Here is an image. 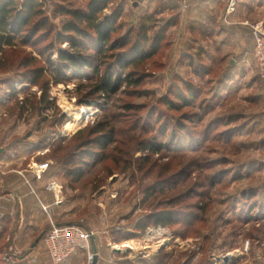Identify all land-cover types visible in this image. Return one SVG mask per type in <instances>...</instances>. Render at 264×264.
Returning <instances> with one entry per match:
<instances>
[{
    "label": "rangeland",
    "instance_id": "1",
    "mask_svg": "<svg viewBox=\"0 0 264 264\" xmlns=\"http://www.w3.org/2000/svg\"><path fill=\"white\" fill-rule=\"evenodd\" d=\"M38 1L42 15L16 37L13 47L0 48V150L9 153L7 167L41 179L39 166L49 164L55 179L45 189L50 184L59 188V202L53 197L55 204L67 206L65 225L93 235L92 253L112 247L115 251L125 244L136 248L134 254L116 252L120 264H264V82L258 71L250 90H232L220 105L216 90L221 87L213 85L224 68L215 61L197 62L209 72L198 79L180 55L181 45L172 44L166 33L156 54L123 72V79H139L138 86L124 85L115 94L101 96L90 69H83L81 76L61 75L57 61L59 51L70 50L68 36L57 35L71 17L59 10L85 12L89 0ZM120 7L116 0L104 14L110 16ZM153 7L130 5L122 11L123 28L112 36L110 46L128 35L125 48L100 56L93 38L76 40L84 55L101 66L102 76L109 70L121 74L118 56L129 53L142 23L150 28L149 39L143 42L146 52L157 33L169 26L174 14L161 16ZM43 17L54 30H42L27 42ZM254 20L264 21V9L257 10ZM256 26L264 31L262 23L251 29ZM38 69L44 73L34 86L30 80ZM184 81L200 89L187 107L176 98L178 91L184 92ZM46 85L50 104L40 102ZM172 102L176 110L169 105ZM207 105L212 109L204 122L190 123ZM71 108L77 115L78 110L85 113L74 120ZM215 119L229 122L205 139L203 131ZM69 123L75 126L72 131H66ZM99 128L105 131L94 134ZM227 132L233 133L229 139ZM220 134L224 137L216 139ZM105 137L111 139L105 148L94 144ZM86 141L92 144L83 147ZM149 145L155 151L146 150ZM84 151L93 153L91 160L81 154ZM77 169H84L79 181L73 174ZM166 211L176 213L174 222L155 225L152 217ZM51 226L35 247L48 261L41 238ZM84 255L83 264H92ZM6 261L7 255L0 256V263Z\"/></svg>",
    "mask_w": 264,
    "mask_h": 264
},
{
    "label": "crops",
    "instance_id": "2",
    "mask_svg": "<svg viewBox=\"0 0 264 264\" xmlns=\"http://www.w3.org/2000/svg\"><path fill=\"white\" fill-rule=\"evenodd\" d=\"M261 1L189 0L187 10L182 11L178 0H119L124 12L130 5L138 9L148 3L161 16L174 14L167 34L172 44L181 45L180 55L187 67L191 62L215 61L224 68L222 77L213 85L221 87L216 90L217 98H222L220 105L226 103V96L248 91L254 85L257 68L251 25L262 23L264 27V21L254 20L257 10L264 9V0ZM8 154L0 158V242L4 246L2 255H7L5 264H53L34 248L51 224L69 222L67 206L63 202L55 204L53 194L45 189L55 179L53 171L48 170L41 179L26 175L27 170L22 171L24 174L20 170L14 173L5 163ZM97 254V264L121 262L113 247L99 249ZM84 258V253H77L67 264H83Z\"/></svg>",
    "mask_w": 264,
    "mask_h": 264
},
{
    "label": "trees",
    "instance_id": "3",
    "mask_svg": "<svg viewBox=\"0 0 264 264\" xmlns=\"http://www.w3.org/2000/svg\"><path fill=\"white\" fill-rule=\"evenodd\" d=\"M116 0H89L86 11H70L65 9H60L59 13L62 15L70 16L71 19L62 27V31L58 33V39L64 36H68V42L70 43V50H61L58 52V63L61 66L59 74L63 75L64 72H72L74 75L81 76L83 74V69H90L92 73L96 76L97 80L95 83L96 94H101V96H110L117 93L124 85L127 86H138L139 79L133 82V76L123 79V72L133 63H140L154 54H156L160 47L162 46L163 39L168 31V26L166 29L161 30L157 33L154 39L151 49L146 52L144 49L143 42L149 39V29L145 23H142L139 27L138 38L136 43L133 45L129 53L119 55L116 62V66L120 69L121 74L115 75L113 70H109L105 75H101V66L95 65L90 59L91 57L84 55L83 51L80 50V42L76 40H86L87 38H93V43L96 46V53L100 56L104 55L107 51L118 50L125 48L130 43V37L127 35L121 41L111 44V38L117 31L123 28V23L120 22L122 15V8L115 10L112 15L106 16L104 14L105 10L115 2ZM42 15V10L40 9V3L38 0H24L22 3H17L14 0H3L0 1V48H11L14 46V40L17 36H23L26 28L31 24V22ZM49 30V32L54 30V26L49 21L48 17H43L35 28H33L31 34L26 38L27 42H31L32 38L42 30ZM130 32V31H129ZM89 47H84L87 49ZM93 60V59H92ZM54 65L55 63L50 62ZM190 67L194 68V73L197 75L198 79H201L206 74L204 65H199L195 62H191ZM62 72V73H61ZM44 70L38 69L32 73L34 76L30 83L34 86H38L39 81L43 76ZM100 78V79H99ZM58 80V79H56ZM132 80V81H131ZM209 82V81H207ZM56 84H60L59 81ZM208 84V83H207ZM184 94L182 91H178L177 99L183 104V106L192 105L193 99L200 95V89L195 87L191 82H184ZM49 87L48 85L43 87V92L41 94L40 102L44 104H50L49 97ZM176 93V92H174ZM83 104V103H80ZM175 103H170L169 105L173 110L177 109ZM202 108V107H200ZM180 109V107H179ZM203 109V108H202ZM211 106L207 105L203 112L197 115H193L192 121L190 123H203L206 119L207 114L211 111ZM226 121L222 119H215L210 122L208 127L203 131V137L208 139L210 135L215 133L217 128L225 125ZM183 128V127H182ZM181 129V128H180ZM105 131V128H99L94 130V134H101ZM180 131V130H179ZM223 134V133H222ZM222 134L218 135L216 139H219ZM232 132H227V139L230 138ZM108 140V141H107ZM110 137H105V139L95 142L96 145H101L103 148L109 143ZM104 143V144H103ZM92 144V141H86L82 146L88 147ZM146 150H154L153 145L147 146ZM85 152V153H84ZM82 155L89 156L91 160L93 153L84 151ZM80 162L84 164V167H89L87 161L79 158ZM73 163L71 164V166ZM67 174H72V171H68ZM73 174L75 175V181L81 180L84 174V169H77ZM176 213L173 212H161L152 217L155 225L167 227L170 226L175 218ZM45 238V235L41 238V242ZM3 246H0V256H2ZM2 264V263H0Z\"/></svg>",
    "mask_w": 264,
    "mask_h": 264
},
{
    "label": "built area",
    "instance_id": "4",
    "mask_svg": "<svg viewBox=\"0 0 264 264\" xmlns=\"http://www.w3.org/2000/svg\"><path fill=\"white\" fill-rule=\"evenodd\" d=\"M182 11L188 8L189 0H178ZM254 39L253 57L257 67L258 76L264 82V31L262 26L252 27ZM49 164L40 165L37 176L41 178L49 170ZM48 191L53 193L57 202L61 192L55 184L48 186ZM93 235L76 225L52 224L49 232L42 241L45 251L53 264H67L77 253L86 254L93 264L95 254L92 253Z\"/></svg>",
    "mask_w": 264,
    "mask_h": 264
},
{
    "label": "bare ground",
    "instance_id": "5",
    "mask_svg": "<svg viewBox=\"0 0 264 264\" xmlns=\"http://www.w3.org/2000/svg\"><path fill=\"white\" fill-rule=\"evenodd\" d=\"M72 109V108H71ZM77 109H75L74 108V110L72 109L71 110V112H73V111H76ZM79 111V114L77 115V114H75L74 112H73V118H75L74 120H78V119H80L81 118V115L83 114V113H85V110H78ZM75 126H74V124L73 123H69L68 125H67V127H66V131L68 130V131H72L73 130V128H74ZM157 235H160L159 233L157 234ZM153 237V236H152ZM157 237V236H156ZM155 237V238H156ZM151 240V239H150ZM163 243L165 244L166 243V241H163ZM162 243V244H163ZM118 249H120L121 251H123L124 253H135L136 252V248H134L133 246H131L130 244H125V245H123V246H120Z\"/></svg>",
    "mask_w": 264,
    "mask_h": 264
},
{
    "label": "water",
    "instance_id": "6",
    "mask_svg": "<svg viewBox=\"0 0 264 264\" xmlns=\"http://www.w3.org/2000/svg\"><path fill=\"white\" fill-rule=\"evenodd\" d=\"M3 150H0V155L2 154ZM40 242V239H38L34 245V248L39 244ZM115 252L117 253H121L122 251L120 249H116ZM94 254H95V257H94V260H93V264H97V261H98V255L96 254V250H94Z\"/></svg>",
    "mask_w": 264,
    "mask_h": 264
}]
</instances>
